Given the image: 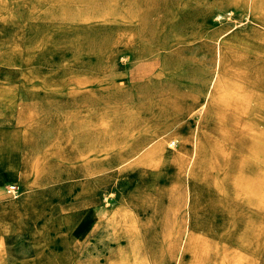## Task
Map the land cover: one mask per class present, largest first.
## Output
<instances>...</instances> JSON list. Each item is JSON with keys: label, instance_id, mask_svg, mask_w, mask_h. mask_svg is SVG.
I'll list each match as a JSON object with an SVG mask.
<instances>
[{"label": "rangeland", "instance_id": "1", "mask_svg": "<svg viewBox=\"0 0 264 264\" xmlns=\"http://www.w3.org/2000/svg\"><path fill=\"white\" fill-rule=\"evenodd\" d=\"M66 131L113 168L57 155ZM162 134L179 159L157 180L159 156L131 164ZM196 136L188 176L177 166L196 149L177 148ZM19 155L33 166L26 179L12 171ZM0 156L14 199L40 171L39 186H78L74 197L38 193L62 209L11 240L16 260L264 264V229L241 228L264 224V0H0ZM89 167L98 173L86 177ZM151 186L165 190L167 227L156 226ZM188 209L213 225L188 228ZM124 210L137 228L121 223Z\"/></svg>", "mask_w": 264, "mask_h": 264}, {"label": "bare ground", "instance_id": "2", "mask_svg": "<svg viewBox=\"0 0 264 264\" xmlns=\"http://www.w3.org/2000/svg\"><path fill=\"white\" fill-rule=\"evenodd\" d=\"M140 54H141V52H139L137 54L134 53V56L139 57V56H141ZM216 81H217V79H216ZM215 86H216V82L214 84V88H215ZM162 136H164V134H162L161 136L159 135V136L155 137V139L153 141H151V143H150L151 145H149V147H148V145H145V146L141 147V149H145V148H148V149H145V151H143V153L141 154L140 159H137L135 162H133L131 164V165H134L135 163H138V161L139 162H147V161H150L153 158V156H159L160 159L164 160L163 163L166 162V164H164L162 166L160 165L159 168H157L156 170H153V172H151V174H155L156 175V179L157 180H160V179H162L165 176V170H167L168 167H175L174 165L173 166L167 165L168 163L177 162V160L179 159V156H178L179 153L175 152V149L169 148V145L167 146V142H168L167 141L168 140L167 136H164V138ZM199 141L197 140V136L194 139V142H193V140L191 142V141H188V139H184L183 141L181 140V146H179L177 148V150H179V151H181L183 148H188L189 149V147H191V146H192V148L196 149L195 151L192 150V151L189 152L190 160L189 161L186 160V165L185 166H177V167H184L186 169L187 173H188V176L191 175L192 170L196 169V166H197L196 164L200 160V154H202V153H199L200 152L199 151V145H202L201 141L200 142ZM24 142H26V139H25ZM175 142L178 143L179 141L178 142L174 141V143ZM55 146L58 147L57 155H60L63 158L65 157V160L74 161V162L83 161V164H93L92 167L93 166L97 167L98 168V172H104L105 170L113 168L112 166L110 167V165H108L107 163H105L103 161L93 162L91 160L90 155L86 154L82 149L73 157L72 153L74 152V149L77 147V145H75L74 142H72V140H70L69 138H66V137L62 138L60 140V142H57V144H55ZM139 151H141V150L139 149ZM139 151H137V152H139ZM0 157H2V156H0ZM128 161L129 160H124L123 163L124 162H128ZM2 162H4V161H2ZM98 162H99V164H102V162H103V164L105 163L106 167L103 166V165L101 167H99V165L95 164V163H98ZM6 163H8V162H6ZM189 164L191 165L190 168H188L190 166ZM20 166H21L20 167V173H21L22 179H26L27 177L32 175L31 172H33V170L30 172V169H31V166H32V163L30 161H27L26 159H22ZM91 168L90 167L88 168L89 171H88L86 177H89L90 175L98 173V172H94L93 174H91L90 173V169ZM34 174L35 173H33V176H34ZM43 174L44 173L42 171H40L38 173V175L36 177H34L33 182L31 184L32 187H38L39 186L38 179L41 176H44ZM166 184H168V183H166ZM147 192L151 193L153 195V197L155 198L154 217H155L156 226L159 225L161 227H167L168 224H169L167 216L169 215L168 213L171 212V210L168 209L169 203L167 201H165L162 198V196H161L162 192L164 193L165 190L164 189H160L159 187H157V189H155L154 187L151 186L150 189L147 190ZM106 212L110 213L108 208H107ZM126 213H127V210H124V212H120L119 213L118 217L121 220V223L126 222V221L129 220L128 230L137 228V226H136L135 222L133 221V219L130 216H127ZM193 213L190 210L188 211V218H187L188 220L186 222L188 224V228L195 227V228L198 229V228H200L203 225H205L206 228H210L213 225V223H208L203 218H199V219L197 218L196 219L195 218L196 216H194ZM113 219H114V217L110 216V220H113ZM242 225H243V226H241L242 230H246V229H248V230L264 229V224L256 223V222H253L251 220H247L246 223H242ZM119 226H120V223L117 224L118 228H119ZM236 226H237V223L235 225V228H236ZM1 238L2 237L0 235V241H1ZM255 240H257V239L253 238V243L255 242ZM92 253H93V250H91L90 248L87 249V254L88 255H91ZM2 254H3V252H2ZM104 263H105V261H104ZM174 264H183V263L179 261V262H175Z\"/></svg>", "mask_w": 264, "mask_h": 264}, {"label": "crops", "instance_id": "3", "mask_svg": "<svg viewBox=\"0 0 264 264\" xmlns=\"http://www.w3.org/2000/svg\"><path fill=\"white\" fill-rule=\"evenodd\" d=\"M29 108H36L34 105L30 106ZM9 116V115H8ZM13 117V115H12ZM17 119V117H15ZM48 125H58L59 128L64 129L61 126V123L59 121L55 122H47ZM65 130V129H64ZM69 135L70 140L74 142L75 145H77L78 148L82 149L86 154L92 155L87 149L83 147H79L77 140L74 138V136L69 132L66 131ZM20 138V137H19ZM39 152L38 154H40ZM36 153L33 154L35 156ZM22 157V153H21ZM110 167L111 163H109L107 160H101ZM17 167L16 171H13V174L17 173L20 169L21 164V158L19 155V159L17 161ZM112 169V168H110ZM1 171V170H0ZM12 182L15 185H19L18 181L12 180V181H5L3 183H0V215H3L4 217V223L7 225V228H0V235L2 240V249L0 248V264H34V259L31 257L21 258L17 260L16 254L9 252L10 251V243L11 240L15 238V236H18V238L23 237L25 234H32L36 229V222L37 219L44 218L48 213H51L55 210L61 211L62 207L61 204L62 201H57L55 199L43 197V196H37L38 193L43 192L47 193L49 195H54L61 198H68V197H74L76 193L78 192V186L76 185L77 182L74 180L70 181H60L56 183H51L44 186H38V187H31L24 189L22 186V194L18 198H8L7 194L5 193L6 187ZM6 183H9L5 185ZM125 208V207H124ZM19 217L20 222L23 224L22 230H19L17 228V218ZM9 219V220H8ZM29 222L30 227H25L26 223ZM36 247L38 251H40L42 242L36 240ZM3 252V254H2ZM4 256V257H3ZM48 262H52L49 258L46 259ZM33 261V262H32Z\"/></svg>", "mask_w": 264, "mask_h": 264}, {"label": "built area", "instance_id": "4", "mask_svg": "<svg viewBox=\"0 0 264 264\" xmlns=\"http://www.w3.org/2000/svg\"><path fill=\"white\" fill-rule=\"evenodd\" d=\"M5 193L14 198L18 194V188L15 185L9 184L5 189Z\"/></svg>", "mask_w": 264, "mask_h": 264}]
</instances>
